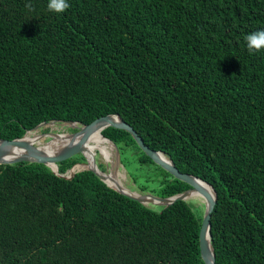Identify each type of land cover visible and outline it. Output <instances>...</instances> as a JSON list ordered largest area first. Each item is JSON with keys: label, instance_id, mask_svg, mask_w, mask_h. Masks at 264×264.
I'll use <instances>...</instances> for the list:
<instances>
[{"label": "trees", "instance_id": "trees-1", "mask_svg": "<svg viewBox=\"0 0 264 264\" xmlns=\"http://www.w3.org/2000/svg\"><path fill=\"white\" fill-rule=\"evenodd\" d=\"M47 3L0 0V139L118 115L214 188L215 264H264V48L245 40L264 30V0H67L63 13ZM102 134L120 160L130 151L142 192L190 188L127 132ZM203 211L144 206L89 171L64 179L42 164L1 165L0 264H204Z\"/></svg>", "mask_w": 264, "mask_h": 264}, {"label": "water", "instance_id": "water-1", "mask_svg": "<svg viewBox=\"0 0 264 264\" xmlns=\"http://www.w3.org/2000/svg\"><path fill=\"white\" fill-rule=\"evenodd\" d=\"M57 121H51L48 123H41L35 126L33 129L28 130L24 133L21 138L13 139V140H3L0 139V166L7 165H17L22 163H35L42 164L49 168L51 172L64 179H71L76 173L82 171H89L93 173L102 183H104L108 188L114 190L118 194L127 197L130 200H133L139 204L144 206L152 205V206H162L169 207L175 202L178 201H187L191 199V194L193 191H198L201 197L203 198V215L201 220V226L198 235V243H199V252L200 257L204 264H215V257L210 245V216L213 211V208L216 203L215 192L212 187L206 182L188 174L180 173L172 161L167 158L162 152L153 151L144 145L142 138L138 136V134L133 130L131 126H129L126 122L122 120V118L118 115H108L101 118H98L91 122L88 125H78L75 122H67L64 123L76 131L71 134H57V133H47L44 135H37L33 142H27L26 138L29 134H33L40 128H43L48 125L58 124ZM63 124V123H59ZM107 128H114L118 130H123L127 132L137 147L147 156L155 165L159 166L169 175H171L174 179L181 181L187 184L190 188L183 193L177 194L175 196L160 198L154 196L150 193H136L131 192L127 188H117L111 187L106 182L107 179L111 181H115L111 174H106L101 171L97 165L93 167H89V162L84 155V146L88 140V137L94 130H100V132L104 131ZM102 135V134H101ZM104 137V136H103ZM42 138H48L49 141L43 145L38 146V143ZM54 139H62L64 140V144L61 147L56 148L52 151H45L42 148L49 144ZM106 141L111 143L115 148L116 146L106 139ZM76 155H81L84 159V162L74 164L69 170H67L63 174H59L58 172V164L64 162ZM81 166L85 167L79 171H73L75 167ZM202 185H205L210 188L213 193V196H209L204 192Z\"/></svg>", "mask_w": 264, "mask_h": 264}, {"label": "rangeland", "instance_id": "rangeland-1", "mask_svg": "<svg viewBox=\"0 0 264 264\" xmlns=\"http://www.w3.org/2000/svg\"><path fill=\"white\" fill-rule=\"evenodd\" d=\"M71 128L70 126L66 125V124H52V125H48L45 126L43 128L38 129L37 131H35L33 134H30L29 136H34V135H44L47 133H57V134H71L74 133L73 131H70ZM102 134V132H101ZM103 136V134H102ZM49 139L48 138H42L39 141L40 145L45 144L46 142H48ZM37 144V142H36ZM112 145V144H111ZM113 146V145H112ZM130 151H128V153H126V156L120 160V156H119V151L117 150V148H115L114 146L111 149V164L107 162L106 159H104L105 157L102 156L101 152L99 151H94V161L96 163V165L98 166V168H102L100 169L101 171H103L106 174H111L114 175L115 177L117 176V178L119 179V181L122 183V185L127 188L129 191L131 192H136L139 194L142 193H148V192H142L139 187H142L144 185V177L140 174L137 175V179L136 182L134 183L132 180V177L130 176L129 173H131V171H134V168L130 169V165L132 166H136L135 163H132L131 160V155L129 154ZM130 157H129V156ZM115 161V162H114ZM126 161V162H125ZM127 163H131L129 166L127 165ZM153 186H150V189H152ZM188 202H192V205L194 207L203 205L202 199L199 198H191L189 200H187ZM195 211H197V208H195Z\"/></svg>", "mask_w": 264, "mask_h": 264}, {"label": "bare ground", "instance_id": "bare-ground-1", "mask_svg": "<svg viewBox=\"0 0 264 264\" xmlns=\"http://www.w3.org/2000/svg\"><path fill=\"white\" fill-rule=\"evenodd\" d=\"M29 135L27 136L26 141L27 142H33L35 140V138H36V135H34L32 137L29 136ZM64 142L65 141L62 140V139H54L49 144L45 145L42 148V150H45V151H48V152L52 151V150H55L56 148L61 147L62 144H64ZM37 145L40 146L39 142L37 143ZM112 147L113 146L111 145V143L106 141L104 139V137L101 135L100 130L92 131V133L88 137V140H87V142H86V144L84 146V152H83L85 157H86V159L89 162V167H93L94 165H96V163L94 161V154H93L94 151L101 152L102 156L105 157L104 159H106L107 162L110 163L111 162V149H112ZM83 168H85V167L77 166V167L74 168L73 171H79V170H81ZM111 177H113L115 181L113 182V181L107 179L106 182L108 183V185H110L111 187H114V188H117L118 186H120V188H122V189L124 188V186L119 181L117 176L115 177L114 175H111ZM202 188H203L204 192L207 193L209 196H211V197L213 196V193H212V191L210 190L209 187H207L205 185H202ZM191 198H196V199L199 198V199L203 200V198L201 197V195L199 194L198 191H193L192 194H191Z\"/></svg>", "mask_w": 264, "mask_h": 264}, {"label": "clouds", "instance_id": "clouds-1", "mask_svg": "<svg viewBox=\"0 0 264 264\" xmlns=\"http://www.w3.org/2000/svg\"><path fill=\"white\" fill-rule=\"evenodd\" d=\"M68 7L67 0H48L47 8L53 13H63ZM246 46L250 51L264 48V30L256 31L245 37Z\"/></svg>", "mask_w": 264, "mask_h": 264}]
</instances>
